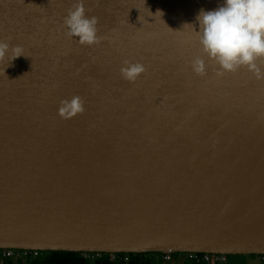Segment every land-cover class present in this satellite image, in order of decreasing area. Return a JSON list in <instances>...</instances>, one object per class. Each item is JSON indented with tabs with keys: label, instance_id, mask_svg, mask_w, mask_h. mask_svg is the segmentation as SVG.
Masks as SVG:
<instances>
[{
	"label": "water",
	"instance_id": "obj_1",
	"mask_svg": "<svg viewBox=\"0 0 264 264\" xmlns=\"http://www.w3.org/2000/svg\"><path fill=\"white\" fill-rule=\"evenodd\" d=\"M74 3L0 0V249L264 253V78L218 76L196 33L224 0H84L92 46Z\"/></svg>",
	"mask_w": 264,
	"mask_h": 264
},
{
	"label": "clouds",
	"instance_id": "obj_2",
	"mask_svg": "<svg viewBox=\"0 0 264 264\" xmlns=\"http://www.w3.org/2000/svg\"><path fill=\"white\" fill-rule=\"evenodd\" d=\"M84 0H76L63 19L66 35L78 38L81 45L100 43L98 18L86 15ZM157 13L163 15L159 10ZM199 31H196L202 52L217 65L218 76L246 67L259 79L264 78V0H224L223 6L213 11L199 12L196 17ZM10 45L0 40V60L9 52ZM11 60L23 54L19 46L11 47ZM260 63H257V62ZM191 67L197 75L206 73L204 59H193ZM145 72L142 64L123 61L121 77L134 82ZM85 101L79 95H72L59 102L58 115L71 119L85 111Z\"/></svg>",
	"mask_w": 264,
	"mask_h": 264
},
{
	"label": "flooded vegetation",
	"instance_id": "obj_3",
	"mask_svg": "<svg viewBox=\"0 0 264 264\" xmlns=\"http://www.w3.org/2000/svg\"><path fill=\"white\" fill-rule=\"evenodd\" d=\"M115 253L116 257L109 260L108 264H264V253L230 255L195 252V257L189 256L192 252L179 254L169 252V257L165 256V252ZM104 255L98 259L106 260ZM54 256L55 252H46L44 255L37 256L32 253L20 254L18 252L14 255H3L0 251V264H68L54 261ZM73 256L82 260L81 264H98L96 259H86L83 255H79L84 258L82 259L76 253Z\"/></svg>",
	"mask_w": 264,
	"mask_h": 264
},
{
	"label": "built area",
	"instance_id": "obj_4",
	"mask_svg": "<svg viewBox=\"0 0 264 264\" xmlns=\"http://www.w3.org/2000/svg\"><path fill=\"white\" fill-rule=\"evenodd\" d=\"M0 251L3 253V255H14L16 252L20 253V254H34L37 256H41L44 255L46 252L45 251H38V250H27V249H18V250H14V249H0ZM103 254V252H82V255L86 258V259H97L99 257H101ZM166 257H169V252L165 253ZM107 255L109 256L110 259H114L116 257V253H107ZM189 256L191 257H195L196 253L192 252L189 253Z\"/></svg>",
	"mask_w": 264,
	"mask_h": 264
},
{
	"label": "trees",
	"instance_id": "obj_5",
	"mask_svg": "<svg viewBox=\"0 0 264 264\" xmlns=\"http://www.w3.org/2000/svg\"><path fill=\"white\" fill-rule=\"evenodd\" d=\"M49 252H55V256L53 257L54 261H62V262H66L68 264H81L82 260L75 258L73 255L76 253L78 256L82 255L81 252H61V251H49ZM104 255V254H103ZM102 255V256H103ZM106 260L102 261V259H96V261L98 262V264H108L109 260L111 261V259L109 258V256L107 254L104 255ZM79 258L84 259L83 257L79 256Z\"/></svg>",
	"mask_w": 264,
	"mask_h": 264
}]
</instances>
